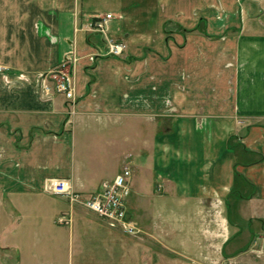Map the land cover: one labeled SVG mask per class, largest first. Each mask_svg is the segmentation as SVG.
Returning a JSON list of instances; mask_svg holds the SVG:
<instances>
[{"label": "crops", "instance_id": "obj_1", "mask_svg": "<svg viewBox=\"0 0 264 264\" xmlns=\"http://www.w3.org/2000/svg\"><path fill=\"white\" fill-rule=\"evenodd\" d=\"M107 13L122 56L90 29ZM71 59L74 104L48 75ZM0 65L3 213L26 219L0 264H264V0H0ZM122 121L137 235L48 191L113 178L79 146Z\"/></svg>", "mask_w": 264, "mask_h": 264}, {"label": "built area", "instance_id": "obj_2", "mask_svg": "<svg viewBox=\"0 0 264 264\" xmlns=\"http://www.w3.org/2000/svg\"><path fill=\"white\" fill-rule=\"evenodd\" d=\"M112 17L113 13H107L105 16L93 18L89 22L90 29L106 36L108 52L110 54L122 56L126 45L107 37L109 33V21ZM75 61V59H71L70 62L65 60L48 72L49 77L56 80V91L64 94L72 104L76 101L75 77L66 68L70 67L71 63L76 65ZM2 69L3 66L0 65V71ZM131 168L130 163L126 164L122 171L117 173L113 178L105 179L101 183L100 189L89 197L78 192L69 178L49 180L48 191L67 198L72 205L79 204L97 213L112 228L120 229L127 234H137L138 228L129 219L127 212V200L132 191ZM57 222L62 225H70L72 218L62 214L57 218Z\"/></svg>", "mask_w": 264, "mask_h": 264}, {"label": "rangeland", "instance_id": "obj_3", "mask_svg": "<svg viewBox=\"0 0 264 264\" xmlns=\"http://www.w3.org/2000/svg\"><path fill=\"white\" fill-rule=\"evenodd\" d=\"M103 7H110V6L105 5ZM71 111L74 112V108H72L70 112ZM123 122L124 121H122V123ZM141 127L143 128L142 124L136 125L135 130L132 131L131 128L128 129L127 123L124 122V124H121L120 126L117 127L119 128L117 133L114 132V135H111L112 139L110 140L105 139V137L107 136L105 135L101 136L98 134L99 132L94 131L92 132V136L89 135L88 138H85L84 136V139L82 140V143L79 146V148L84 152L86 150L88 153L92 152L91 154L95 156L93 157L94 158L93 161H99L100 158L102 157L105 158V156H107L106 158L108 162L109 161L113 162L111 164V169L120 168L119 169V172H120L122 171V169L124 168L126 164L128 163L131 164L130 160H126V158H124L125 154L133 153L134 151H138L139 149L140 151L141 149L143 151V148H144L143 146L145 142L143 141L144 136L139 133ZM127 156H128L127 158H129L131 157V154L130 155L128 154ZM84 162H85L84 169H87L89 171L87 175H89L93 180H95V178H98L101 175L100 172L98 171L100 168H98L97 166L94 167V164H95L94 162L92 163V166L88 165L89 162L87 161H84ZM107 168L109 169L110 166H108ZM132 172H133V169H132ZM130 179L132 180V174H131ZM0 181L3 183V167H0ZM98 181L99 179L97 181H92L94 188L82 189L83 191H80L78 189L76 190L82 193L84 196L89 197L100 189V187L97 189V186L99 183ZM103 181L104 180H102L101 183ZM131 190H132V181H131ZM4 207H5V211L3 213V189H0V246H2L0 247V250L1 248H3V240H5V238L10 239L11 235H13L14 233H16L15 234V237H16L19 231L24 230L25 223H26L25 222L26 219L22 222V219L18 217V215H23V214H21L18 210H16L15 206L5 205ZM2 250L0 252L1 254L0 259L3 262V251Z\"/></svg>", "mask_w": 264, "mask_h": 264}]
</instances>
